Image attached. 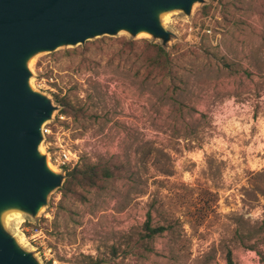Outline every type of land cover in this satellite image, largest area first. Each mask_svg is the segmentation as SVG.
Listing matches in <instances>:
<instances>
[{
	"label": "rangeland",
	"instance_id": "1",
	"mask_svg": "<svg viewBox=\"0 0 264 264\" xmlns=\"http://www.w3.org/2000/svg\"><path fill=\"white\" fill-rule=\"evenodd\" d=\"M164 22L170 69L153 62L159 41L127 32L31 61L32 86L58 106L41 146L53 168L115 172L99 189L54 191L37 218L9 216L43 264H227L229 250L264 264V0H207ZM63 147L77 160L58 164ZM150 208L173 226L141 254ZM114 244L124 252L111 257Z\"/></svg>",
	"mask_w": 264,
	"mask_h": 264
},
{
	"label": "water",
	"instance_id": "2",
	"mask_svg": "<svg viewBox=\"0 0 264 264\" xmlns=\"http://www.w3.org/2000/svg\"><path fill=\"white\" fill-rule=\"evenodd\" d=\"M207 0H0V264H43L8 228L12 214L37 218L66 173L42 151L44 126L58 106L31 84L33 58L61 47L127 32L167 48L175 36L164 22L191 16Z\"/></svg>",
	"mask_w": 264,
	"mask_h": 264
},
{
	"label": "trees",
	"instance_id": "3",
	"mask_svg": "<svg viewBox=\"0 0 264 264\" xmlns=\"http://www.w3.org/2000/svg\"><path fill=\"white\" fill-rule=\"evenodd\" d=\"M157 48V54L153 59L155 65L162 68L170 69V58L169 53L162 44H155ZM115 172L108 162L95 163L88 159H83L82 162L75 166L73 169H66V180L61 188L58 189L59 192L63 193L66 197L69 192L72 191L73 186L78 185L85 188L99 189L103 187L104 183L113 178ZM264 225V222H263ZM173 226L171 220H165L163 223L154 222L152 215V210L147 212V218L140 227V230L135 234V246L140 249V253H151L154 251L153 241L156 237L169 231ZM133 240V236L130 235V241ZM121 252H124L122 245H112L110 254L111 257L118 256ZM111 258H98L93 260V264H102L107 262ZM227 264H237L233 257V252L229 250L226 254ZM264 262V259H263Z\"/></svg>",
	"mask_w": 264,
	"mask_h": 264
},
{
	"label": "built area",
	"instance_id": "4",
	"mask_svg": "<svg viewBox=\"0 0 264 264\" xmlns=\"http://www.w3.org/2000/svg\"><path fill=\"white\" fill-rule=\"evenodd\" d=\"M44 132L49 133L50 130L45 127ZM75 160H77V154L73 153L71 149L67 147H63L59 152V156L56 158L57 163L60 165H65Z\"/></svg>",
	"mask_w": 264,
	"mask_h": 264
},
{
	"label": "bare ground",
	"instance_id": "5",
	"mask_svg": "<svg viewBox=\"0 0 264 264\" xmlns=\"http://www.w3.org/2000/svg\"><path fill=\"white\" fill-rule=\"evenodd\" d=\"M11 216V215H10ZM14 216H16V215H14ZM18 216V215H17ZM13 217V216H12ZM10 219V218H9ZM13 219V218H12ZM10 221V220H9Z\"/></svg>",
	"mask_w": 264,
	"mask_h": 264
}]
</instances>
